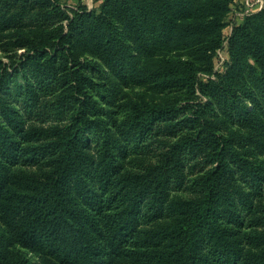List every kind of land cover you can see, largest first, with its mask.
I'll return each instance as SVG.
<instances>
[{
	"label": "trees",
	"instance_id": "16d2710c",
	"mask_svg": "<svg viewBox=\"0 0 264 264\" xmlns=\"http://www.w3.org/2000/svg\"><path fill=\"white\" fill-rule=\"evenodd\" d=\"M232 2L0 0V264H264V8Z\"/></svg>",
	"mask_w": 264,
	"mask_h": 264
},
{
	"label": "rangeland",
	"instance_id": "374dc122",
	"mask_svg": "<svg viewBox=\"0 0 264 264\" xmlns=\"http://www.w3.org/2000/svg\"><path fill=\"white\" fill-rule=\"evenodd\" d=\"M62 2L64 3V5H66L68 7H74V5H77L78 3H84V4L88 5L89 8H94V7H97L99 5V0H62ZM231 7H232V14H231L232 16L231 17L232 18L234 17L235 21H240L241 17L239 15V13L244 11V0H233ZM222 61H224V59H222L220 57L218 60V63H217V67L222 63ZM23 251L30 258H32L36 261L39 260V258L33 252H31L29 250H25V249Z\"/></svg>",
	"mask_w": 264,
	"mask_h": 264
},
{
	"label": "built area",
	"instance_id": "2783aa9c",
	"mask_svg": "<svg viewBox=\"0 0 264 264\" xmlns=\"http://www.w3.org/2000/svg\"><path fill=\"white\" fill-rule=\"evenodd\" d=\"M262 8H264V0H244V11L239 13L240 19L242 20L245 15L259 11ZM222 53L221 50L218 51L219 56L225 60V56Z\"/></svg>",
	"mask_w": 264,
	"mask_h": 264
}]
</instances>
